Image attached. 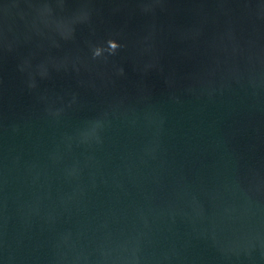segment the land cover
Returning a JSON list of instances; mask_svg holds the SVG:
<instances>
[{"label":"water","instance_id":"95a60500","mask_svg":"<svg viewBox=\"0 0 264 264\" xmlns=\"http://www.w3.org/2000/svg\"><path fill=\"white\" fill-rule=\"evenodd\" d=\"M0 264H264V0H0Z\"/></svg>","mask_w":264,"mask_h":264},{"label":"clouds","instance_id":"9594fccd","mask_svg":"<svg viewBox=\"0 0 264 264\" xmlns=\"http://www.w3.org/2000/svg\"><path fill=\"white\" fill-rule=\"evenodd\" d=\"M113 47H115V45H113Z\"/></svg>","mask_w":264,"mask_h":264}]
</instances>
